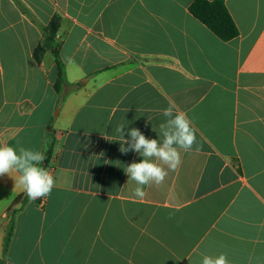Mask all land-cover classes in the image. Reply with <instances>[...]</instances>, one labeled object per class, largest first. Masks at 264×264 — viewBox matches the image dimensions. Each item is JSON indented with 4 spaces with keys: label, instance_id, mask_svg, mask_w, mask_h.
<instances>
[{
    "label": "crops",
    "instance_id": "0c3cea01",
    "mask_svg": "<svg viewBox=\"0 0 264 264\" xmlns=\"http://www.w3.org/2000/svg\"><path fill=\"white\" fill-rule=\"evenodd\" d=\"M193 1L0 0V144L51 147L55 180L30 202L0 177L2 264H264V0H223L238 30L226 42ZM54 15L66 80L81 84L63 96L51 51L32 56ZM169 102L197 145L141 200L124 169L142 157L119 151L116 128L162 139Z\"/></svg>",
    "mask_w": 264,
    "mask_h": 264
},
{
    "label": "clouds",
    "instance_id": "9594fccd",
    "mask_svg": "<svg viewBox=\"0 0 264 264\" xmlns=\"http://www.w3.org/2000/svg\"><path fill=\"white\" fill-rule=\"evenodd\" d=\"M165 122L159 125L162 139L147 138L138 128L126 130L121 124L116 132L121 138L119 151L122 154L134 152L142 159L132 162L124 169L128 180L136 183L133 195L143 199L145 186L162 184L169 171L176 170L181 164V151L188 153L197 145V130L184 111L169 102L162 110ZM125 136L128 138L125 139ZM106 139V138H105ZM198 150V148H197ZM47 159L41 151L24 147L16 148L0 144V177L8 176L14 185L20 187L30 202L47 197L55 185L53 175L44 167ZM201 264H230L227 254L218 256L203 255Z\"/></svg>",
    "mask_w": 264,
    "mask_h": 264
},
{
    "label": "trees",
    "instance_id": "16d2710c",
    "mask_svg": "<svg viewBox=\"0 0 264 264\" xmlns=\"http://www.w3.org/2000/svg\"><path fill=\"white\" fill-rule=\"evenodd\" d=\"M189 13L202 23L206 28L212 32L221 41H230L238 36V30L228 13L223 0H194L189 8ZM60 26V17L54 15L46 27L41 28L42 39L41 42L33 50V59L37 64H40L44 54L51 51L53 56L56 79L53 84L54 92L63 96V93L75 91L81 87L80 83L70 84L65 77L64 63L59 57L57 47L55 46V36ZM43 153L46 154L47 159L43 162L42 167H47L54 159L51 147L45 148ZM20 198H16L14 204L19 202ZM13 230V219L10 218L9 224L6 227V235L3 243L2 254L5 256ZM0 264L2 262L0 261Z\"/></svg>",
    "mask_w": 264,
    "mask_h": 264
},
{
    "label": "built area",
    "instance_id": "2783aa9c",
    "mask_svg": "<svg viewBox=\"0 0 264 264\" xmlns=\"http://www.w3.org/2000/svg\"><path fill=\"white\" fill-rule=\"evenodd\" d=\"M49 172H50V169L46 168Z\"/></svg>",
    "mask_w": 264,
    "mask_h": 264
}]
</instances>
